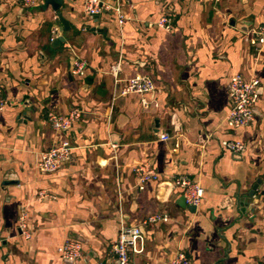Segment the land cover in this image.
Segmentation results:
<instances>
[{"label": "crops", "instance_id": "1", "mask_svg": "<svg viewBox=\"0 0 264 264\" xmlns=\"http://www.w3.org/2000/svg\"><path fill=\"white\" fill-rule=\"evenodd\" d=\"M83 3L64 0L55 12L45 0H0V264H118L120 226L160 212L170 220L143 226V252L129 264H169L180 252L190 264H263L264 49L253 31L264 27V0H122V23L113 12L86 16ZM163 16L170 30L157 25ZM54 27L64 43L52 48ZM74 58L86 62L83 76L70 73ZM139 74L155 91L117 97ZM236 74L258 77L261 92L254 121L230 128L226 86ZM71 109L83 113L62 137L71 157L42 174L36 163L58 141L47 113ZM140 164L158 176L141 190ZM179 175L203 188L193 212L180 205ZM41 191L48 198L37 200ZM69 239L82 254L67 263L58 249Z\"/></svg>", "mask_w": 264, "mask_h": 264}, {"label": "built area", "instance_id": "2", "mask_svg": "<svg viewBox=\"0 0 264 264\" xmlns=\"http://www.w3.org/2000/svg\"><path fill=\"white\" fill-rule=\"evenodd\" d=\"M24 8L34 6L36 0H19ZM83 12L88 17L100 16L105 12H113L117 17L118 22L122 23L125 20L122 11V0H114L107 2L104 0H84ZM157 25L164 30H170L171 19L167 16L161 17ZM255 35L256 45L264 49V27H259L253 31ZM60 28L54 27L51 31V41L59 38ZM86 62L79 58H74L72 61L70 73L83 76ZM111 71L117 77L119 73L118 65L113 67ZM228 98L230 103V111L225 117V124L230 128H241L249 126L255 119L256 103L259 100L261 87L260 81L256 76L244 77L241 74L231 76L227 83ZM154 83L150 76L141 75L127 78L117 92V97L126 96L129 94L147 95L154 92ZM142 105L146 107L147 102L144 98L141 99ZM8 106L7 100L2 96L0 90V111H3ZM82 111L79 109H71L66 115L62 116L53 111L47 113V121L53 129L57 143L54 144L48 151L40 155L39 161L36 163L38 171L42 174H49L59 171L63 164L71 157L70 144L67 139L62 138L70 130L71 126L82 117ZM163 140H168L167 134H161ZM61 138V139H60ZM222 147L231 154H242L246 151L245 144L241 142L222 141ZM133 174L136 178L138 189H142L149 181L158 179L157 173L149 164H140L133 169ZM173 186L180 190V195L188 207L197 208L202 202L203 188L201 185L185 175H179L173 178ZM48 194L41 191L37 195V200L48 198ZM170 219L165 213L151 214L143 218V220L135 225H121L117 233V241L114 245L113 252L118 264H129L130 253L140 254L144 248L143 226L156 225L161 222L166 223ZM20 235L28 240L30 238V230L24 216L19 217ZM59 258L64 262H74L80 259L82 254V245L80 242L69 239L66 240L58 249ZM169 264H190V260L183 253H178L174 256ZM264 264V263H263Z\"/></svg>", "mask_w": 264, "mask_h": 264}, {"label": "water", "instance_id": "3", "mask_svg": "<svg viewBox=\"0 0 264 264\" xmlns=\"http://www.w3.org/2000/svg\"><path fill=\"white\" fill-rule=\"evenodd\" d=\"M63 2H64V0H45V5H47V6L50 5L52 7V10L57 12L61 8V6L63 5ZM57 18H59V20L63 26V32L67 31L69 29L67 22L63 18H61V15L59 13L57 14ZM61 43H64L63 38H59V39L53 41L51 43V47L55 48V47L59 46ZM255 189H256V187L254 186L253 190H255ZM253 190H252V192H253ZM181 200L182 201L180 202V205H181V207L185 208L186 207L185 201L183 200L182 197H181ZM187 208L191 212H193L195 210L194 207L188 206Z\"/></svg>", "mask_w": 264, "mask_h": 264}]
</instances>
